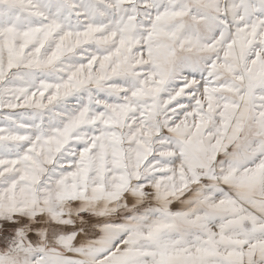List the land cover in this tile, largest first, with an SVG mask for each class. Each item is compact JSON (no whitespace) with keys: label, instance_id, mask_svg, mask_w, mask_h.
Returning <instances> with one entry per match:
<instances>
[{"label":"snow or ice","instance_id":"1","mask_svg":"<svg viewBox=\"0 0 264 264\" xmlns=\"http://www.w3.org/2000/svg\"><path fill=\"white\" fill-rule=\"evenodd\" d=\"M0 264H264V0H0Z\"/></svg>","mask_w":264,"mask_h":264}]
</instances>
